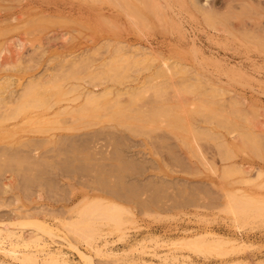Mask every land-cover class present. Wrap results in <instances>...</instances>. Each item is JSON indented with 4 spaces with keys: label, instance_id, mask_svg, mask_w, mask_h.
Segmentation results:
<instances>
[{
    "label": "rangeland",
    "instance_id": "obj_1",
    "mask_svg": "<svg viewBox=\"0 0 264 264\" xmlns=\"http://www.w3.org/2000/svg\"><path fill=\"white\" fill-rule=\"evenodd\" d=\"M131 1L0 0V52L7 51L0 62V229L9 226V233L0 234V242L6 250L16 247L22 259L29 256L25 263L14 261L0 248V264H264V212L250 218L230 212V197L235 194L248 198L250 204L264 201V62L252 66L245 61L257 54L259 45L264 47V38H255L256 44L253 38V44H248L256 51L244 53L250 37L264 35V15L260 19L264 1L173 0L175 11L166 9V14L151 0ZM250 5L260 12L253 13ZM172 18L179 30L169 23ZM243 19L252 25L243 26ZM210 23L225 25L228 33L211 32ZM19 40L22 46L16 45ZM121 64L127 66L126 74L118 70ZM230 68L241 71L235 82L224 75ZM27 90L40 98L44 95L47 108L23 111L21 97ZM108 90L113 95L105 99ZM88 92L99 93L89 107L85 105ZM153 102L162 109L156 106L153 112H161L160 116L153 115ZM114 103L120 104L116 106L123 117ZM177 103L181 104L175 107L180 125L163 114ZM135 112L140 121L135 120ZM8 153L18 158L22 154L21 159L28 156L37 166L30 169L20 158L6 160ZM41 160L45 165L41 168H48H40L47 171L41 175L42 182L37 179ZM91 203L124 209V226L115 229L108 223L85 222L82 213ZM18 222L45 224L53 236L32 227H11ZM73 226L90 228L93 238L78 239ZM216 239L220 242L214 243ZM194 241L203 243L193 245Z\"/></svg>",
    "mask_w": 264,
    "mask_h": 264
},
{
    "label": "bare ground",
    "instance_id": "obj_2",
    "mask_svg": "<svg viewBox=\"0 0 264 264\" xmlns=\"http://www.w3.org/2000/svg\"><path fill=\"white\" fill-rule=\"evenodd\" d=\"M84 1V0H83ZM87 1V0H86ZM104 1V0H103ZM109 1V0H108ZM112 1V0H111ZM152 1V3H153V5H159V10L161 11L162 9H163V12H164V10H168L169 12L171 11V12H174L175 11V5H174V3H173V0H151ZM176 1V0H175ZM249 1V0H248ZM257 1H259V0H257ZM262 1H264V0H262ZM60 2V1H59ZM114 2V1H113ZM124 2H125V0H124ZM123 2V3H124ZM131 2H134L133 0L131 1ZM177 2V1H176ZM231 2V1H230ZM250 2V1H249ZM254 2V1H253ZM260 2V1H259ZM92 3V2H91ZM93 3H94V0H93ZM122 3V4H123ZM255 3V2H254ZM261 3V2H260ZM260 3H256V4H254V6H259V8L261 7L260 5L262 4H260ZM264 3V2H263ZM141 4V3H140ZM146 4V3H145ZM144 4V5H145ZM179 4V3H178ZM199 4V3H198ZM250 4V3H249ZM111 5V4H110ZM125 5V4H124ZM128 5H131V4H128ZM132 5H134V4H132ZM87 6V5H86ZM136 6H137V4H136ZM160 6L162 7V9H160ZM179 6V5H178ZM196 6V5H195ZM199 6V5H198ZM252 5H250V7H251ZM254 6H252L253 7V10H251L252 12L254 11V10H256V11H259L260 12V9H257V8H254ZM115 7L117 8V6L115 5ZM131 7V6H130ZM135 7V6H134ZM234 7V6H233ZM252 7H251V9H252ZM262 7H264V4H263V6ZM261 7V8H262ZM6 8V7H5ZM13 8V7H12ZM133 8V7H132ZM142 8V7H141ZM155 8V7H154ZM198 8V7H197ZM228 8V7H227ZM1 9V8H0ZM93 9V8H92ZM134 9V8H133ZM132 9V10H133ZM140 9V8H139ZM204 9V8H203ZM122 10V9H121ZM120 10V11H121ZM124 10H126V9H124ZM138 10V9H137ZM158 10V9H157ZM158 10V11H159ZM177 10V9H176ZM181 10V9H180ZM200 10H202L201 8H200ZM250 10V9H249ZM263 10V9H262ZM262 10H261V13H260V19H261V17L264 15V12H262ZM41 11V10H40ZM127 11V10H126ZM143 11V10H142ZM155 11V10H154ZM199 11V10H198ZM204 11V10H203ZM214 11V10H213ZM255 11V13H257ZM264 11V10H263ZM117 13H118V11H116ZM122 12V11H121ZM139 12V11H138ZM144 12V11H143ZM206 12V11H205ZM209 12V11H208ZM127 13V12H126ZM131 13V12H130ZM150 13H151V11H150ZM156 13V12H155ZM165 13V12H164ZM167 13V12H166ZM165 13V14H166ZM180 13V12H179ZM209 13H211V11L209 12ZM254 13V12H253ZM119 14V13H118ZM133 14H135V13H133ZM162 14V13H161ZM213 14V13H212ZM258 15H259V13H257ZM45 15V14H44ZM120 15V14H119ZM207 15V14H206ZM218 15V14H217ZM231 15H233V14H231ZM239 15V14H238ZM257 15V17H259ZM123 16V15H122ZM127 16V15H126ZM131 16V15H130ZM169 16V15H168ZM185 16V15H184ZM188 16V15H187ZM209 16V15H208ZM208 16H207V18H208ZM252 16V15H251ZM128 17V16H127ZM132 17V16H131ZM140 17V16H139ZM170 17V16H169ZM179 17V16H178ZM204 17V16H203ZM210 17H213V16H210ZM218 17V16H217ZM135 18L137 19V17L135 16ZM143 18V17H142ZM207 18H204V19H207ZM244 18V17H243ZM247 18V17H246ZM255 18V20H256V17H254ZM13 19H15V18H13ZM173 19V18H172ZM172 19H170V24L171 23H173V24H171L172 26H173V28H177L178 30H179V23H177V21L175 22L174 21V19L172 20ZM190 19V18H189ZM249 19V18H248ZM247 19V20H248ZM253 19V18H252ZM252 19H250L249 21H252V22H254V20H252ZM257 19H259V18H257ZM139 20H140V18H139ZM209 20L211 21V23H212V19H210L209 18ZM213 20H215V19H213ZM222 20V19H221ZM232 20H233V18H232ZM236 20V19H235ZM247 20H245V19H243L242 21H241V24L244 26V25H249V23H248V21ZM5 21H7V20H5ZM14 21V20H13ZM183 21V20H182ZM223 21V20H222ZM230 21V20H229ZM247 21V22H246ZM125 22H127V21H125ZM148 22V21H147ZM179 22V21H178ZM214 22H216V21H214ZM225 22V21H224ZM236 22V21H235ZM101 23V22H100ZM209 24V25H211L212 26V24ZM217 23V22H216ZM240 23V22H239ZM128 24V23H127ZM137 24V23H136ZM152 24V23H151ZM162 24V23H161ZM226 24V23H225ZM229 24V23H228ZM102 25V24H101ZM117 25V24H116ZM125 25V24H124ZM164 25V24H163ZM167 25H168V22H167ZM207 25V24H206ZM218 25V24H217ZM221 25H223V24H221ZM252 24H250L249 26H251ZM153 26V25H152ZM210 26V28H212L211 30V32H216L218 35H221V34H227L228 32H227V29L228 28H226L225 27V25H223V27H221V28H219V27H216V26H212L211 27ZM248 26V27H249ZM262 26V25H261ZM130 27V26H129ZM180 27H181V25H180ZM185 27V26H184ZM233 27V26H232ZM256 27V26H255ZM165 28V27H164ZM172 28V29H173ZM175 28V29H176ZM238 28V27H237ZM247 28V27H246ZM135 29V28H134ZM256 29V28H255ZM262 29V28H261ZM264 29V28H263ZM148 30V29H147ZM168 30V29H167ZM171 30V29H170ZM174 30V29H173ZM181 30V29H180ZM176 31V30H175ZM174 31V32H175ZM233 31V30H232ZM173 32V33H174ZM262 32V31H261ZM177 33V32H176ZM248 34V33H247ZM246 34V35H247ZM261 34V33H260ZM263 34V33H262ZM135 35V34H134ZM140 35V34H139ZM170 35V34H169ZM235 35V34H234ZM244 35V34H243ZM253 35V34H252ZM251 35V36H252ZM257 35L258 36H252V37H250V38H252L250 41H246L245 42V40H244V42L245 43H249V42H251V41H253L255 38H264V35H259L258 33H257ZM141 36V35H140ZM194 36V35H193ZM217 36V35H216ZM229 36V35H228ZM232 36V35H231ZM239 36V35H238ZM249 36V35H248ZM180 37V36H179ZM195 37V36H194ZM234 37V36H233ZM244 37V36H243ZM121 38V37H120ZM217 38H220V36L218 37L217 36ZM249 38V39H250ZM254 38V39H253ZM234 39H237L236 37L234 38ZM243 39H245V38H243ZM243 39H242V41H243ZM122 40V39H121ZM225 40V39H224ZM228 40L229 39H227V41L225 40V42L227 43L228 42ZM257 39H255L254 40V43H255V41H256ZM193 41V40H192ZM241 41V42H242ZM258 41V40H257ZM260 41V40H259ZM264 41V40H263ZM145 42V41H144ZM224 42V44L226 45V43ZM235 42V41H234ZM238 42V41H237ZM237 42H235V43H237ZM262 42V41H261ZM10 43V42H9ZM23 42L21 41V40H19L18 42H17V44L16 45H18V46H22L23 44H22ZM168 43V42H167ZM230 43V42H229ZM234 43V44H235ZM218 44V43H217ZM220 44V43H219ZM223 44V45H224ZM238 44V43H237ZM251 44H253L252 42H251ZM251 44H248L249 46L247 47V51H245L244 53H246L247 52V54H249V52L248 51H250V52H255L256 50H254V46L252 47V45ZM256 44V43H255ZM254 44V45H255ZM259 44H261V43H259L258 42V44L257 45H259ZM262 44H264V43H262ZM123 45V44H122ZM222 45V44H221ZM236 45V44H235ZM234 45V46H235ZM239 45V44H238ZM237 45V46H238ZM240 45H242V43H240ZM239 45V47H241ZM246 45V44H245ZM250 45H251V47L253 48V50L252 49H250L251 47H250ZM256 45V46H257ZM10 46H12V45H10ZM124 46V45H123ZM178 46V45H177ZM260 47H262L261 49H260V47H258L257 48V50H258V52H257V54L255 53V56H249L248 58H245L244 60L246 61V62H249L252 66H255V65H257V62H261V63H263L264 62V47H263V45H259ZM122 47V46H121ZM125 47H126V45H125ZM179 47V46H178ZM244 47V46H243ZM12 48V47H11ZM173 48H174V46H173ZM171 49V48H170ZM176 49V48H175ZM192 49H194V50H197L196 52H198L199 54H201V52L202 51H200V50H198L197 48H195V47H192ZM231 49V48H230ZM241 49H244V48H241ZM241 49H238V48H236V51H238V50H241ZM4 50V49H3ZM117 50V49H116ZM174 50V49H173ZM173 50H172V52H173ZM191 50V49H190ZM252 50V51H251ZM124 51V50H123ZM122 51V52H123ZM133 51H135V50H133ZM176 51V50H175ZM192 51V50H191ZM200 51V52H199ZM6 50H4V51H1L0 52V62H1V65H2V60H3V55L4 54H6ZM115 52V51H114ZM148 52V51H147ZM160 52V51H159ZM194 53L193 54H196L195 53V51H193ZM239 52V51H238ZM144 53V52H143ZM153 53V52H152ZM212 53V52H211ZM229 53V52H228ZM93 54V53H92ZM117 54V53H116ZM160 54H162V53H160ZM176 54V53H175ZM174 54V55H175ZM178 54V53H177ZM189 54V53H188ZM198 54V56L200 57V55ZM246 54V55H247ZM251 55H252V53H250ZM120 55V54H119ZM159 55V54H158ZM166 55V54H165ZM171 55V54H170ZM173 55V56H174ZM203 55V54H202ZM253 55H254V53H253ZM111 56V55H110ZM118 56V55H117ZM136 56V55H135ZM140 56V55H139ZM172 56V57H173ZM179 56H180V54H179ZM183 56V55H182ZM193 56V55H192ZM191 56V57H192ZM195 57H197L196 55H194ZM212 56V55H211ZM236 56V55H235ZM114 57V56H113ZM129 57V56H128ZM143 57V56H142ZM146 57V56H145ZM148 57V56H147ZM171 57V56H170ZM202 57V56H201ZM126 58V57H125ZM144 58V57H143ZM167 58V57H166ZM203 58V57H202ZM204 58H205V55H204ZM203 58V59H204ZM240 58V57H239ZM85 59V58H84ZM137 59H138V57H137ZM136 59V60H137ZM141 59V58H140ZM139 59V60H140ZM145 59V58H144ZM143 59V60H144ZM151 59V58H150ZM153 59V58H152ZM151 59V60H152ZM158 59H159V57H158ZM161 59V58H160ZM173 59V58H172ZM174 59H176V58H174ZM189 59V58H188ZM195 59V58H194ZM198 59V57L196 58V61H198L197 60ZM200 59V58H199ZM205 59H207V57L205 58ZM204 59V60H205ZM120 60V59H119ZM124 60V59H123ZM135 60V61H136ZM143 60H141L142 62L141 63H143ZM155 60V58L151 61V62H153ZM170 60V59H169ZM180 60V59H179ZM204 60H200L201 62H198V63H202ZM208 60V59H207ZM207 60H205V61H207ZM242 61V62H245V61ZM83 61V60H82ZM112 61V60H111ZM134 61V62H135ZM145 62H146V59L144 60ZM175 61V60H174ZM190 61V60H189ZM210 61H212V59L210 60ZM225 61V60H224ZM90 62V61H89ZM119 62V61H118ZM130 62V61H129ZM140 62V61H139ZM155 62V61H154ZM218 62V61H217ZM216 62V65L218 64ZM241 62V63H242ZM92 63V62H91ZM107 63V62H106ZM113 63H115V62H113ZM122 63V62H121ZM125 63V62H124ZM131 63V62H130ZM137 64H138V62H136ZM135 63V64H136ZM141 63H139V64H141ZM148 63V62H147ZM184 63V62H183ZM196 63V62H195ZM212 63H214L215 64V60H214V62H212ZM110 64H111V62H110ZM132 64V63H131ZM139 64H138V66H139ZM144 64V63H143ZM188 64V63H187ZM191 64V63H190ZM204 64V66H205V64H206V62H204L203 63ZM0 65V66H1ZM116 65V67H117V64H115ZM122 65V64H121ZM126 65H127V63H126ZM142 65V64H141ZM150 65V64H149ZM184 65V64H183ZM201 65V64H200ZM215 65V66H216ZM219 65V64H218ZM221 65H222V63H221ZM225 65V64H224ZM242 66H243V64H241ZM240 65V66H241ZM111 66V65H110ZM150 66H152V65H150ZM164 66H166V67H168V64H167V62H165L164 63ZM170 66V65H169ZM203 66V67H204ZM239 66V67H240ZM104 67V66H103ZM102 67V68H103ZM113 67V66H112ZM118 67H119V65H118ZM145 67H147V66H145ZM184 67V66H183ZM196 67V66H195ZM194 67V68H195ZM208 67V66H207ZM223 67V66H222ZM238 67V66H237ZM244 67V66H243ZM242 67V68H243ZM251 67V66H250ZM80 68V67H79ZM85 68H87V67H85ZM114 68V67H113ZM134 68V67H133ZM170 68V67H169ZM168 68V69H169ZM172 68H174V67H172ZM217 68V67H216ZM263 68V67H262ZM104 69V68H103ZM121 69H123L124 71H123V73H125L126 72V69H127V66H124V65H122L121 66V68L119 69L118 68V70H121ZM136 69V68H135ZM147 69V68H146ZM162 69V68H161ZM161 69L159 70V71H161ZM218 69V68H217ZM231 69V68H230ZM240 69H241V67H240ZM86 70V69H85ZM132 70V69H131ZM140 70V69H139ZM148 70H150V69H148ZM204 70H206V69H204ZM207 70H208V68H207ZM227 70V69H226ZM225 70V71H226ZM243 70V69H242ZM133 71H135V70H133ZM163 71H164V68H163ZM177 71V70H176ZM182 71H183V69H182ZM219 71V70H218ZM237 71H239V72H241L240 70H237V69H231V70H227L226 72L227 73H224V75L228 78V79H230V80H235L236 79V77L239 75V76H241L240 75V73H237ZM253 71V70H252ZM156 72V71H155ZM170 72V71H169ZM188 72V71H187ZM220 72V71H219ZM74 73H76L75 72V69H74ZM134 73H136V72H134ZM140 73V72H139ZM159 73H161V72H159ZM165 73V72H164ZM171 73V72H170ZM180 73H182V72H180ZM184 73V72H183ZM196 73V72H195ZM203 73V72H202ZM201 73V75H203V77H205L206 75H204V74H202ZM222 73V72H221ZM126 74V73H125ZM163 74V73H162ZM197 74V73H196ZM195 74V75H196ZM200 74V73H199ZM208 74V73H207ZM121 76H122V73L120 74ZM156 75H158V76H160L161 74H157V72H156ZM173 75V74H172ZM183 75H185V74H183ZM218 75V74H217ZM220 75V74H219ZM260 75V74H259ZM74 76V75H73ZM76 76V75H75ZM91 76V75H90ZM96 76V75H95ZM154 76V75H153ZM166 76H167V74H166ZM174 76H177V75H174ZM198 77H199V75H197ZM209 76V75H208ZM212 76V75H211ZM222 76V75H221ZM123 77H124V75H123ZM110 78V77H109ZM120 78V77H119ZM135 78V77H134ZM148 78V77H147ZM156 78H158V77H156ZM213 78V77H212ZM218 78V77H217ZM238 78V77H237ZM245 78V77H244ZM154 79V78H153ZM190 79V78H189ZM200 79V78H199ZM207 79V78H206ZM214 79V78H213ZM49 80V79H48ZM66 80V79H65ZM135 80V79H134ZM208 80V79H207ZM217 80V79H216ZM219 80V79H218ZM47 81V80H46ZM107 81V80H106ZM115 81V80H114ZM186 81V80H185ZM192 81V80H191ZM232 81V82H233ZM240 81V80H239ZM45 81H43L42 83H44ZM53 82V81H52ZM59 82V81H58ZM135 82V81H134ZM197 82V81H196ZM209 82V81H208ZM227 82V81H226ZM231 82V81H230ZM235 82V81H234ZM233 82V83H234ZM48 83V82H47ZM122 83V82H121ZM124 83V82H123ZM229 83V82H228ZM239 83V82H238ZM91 84H93V83H91ZM162 84V83H161ZM190 84V83H189ZM223 83H221V85H222ZM231 84V83H230ZM229 84V85H230ZM245 84H247V83H245ZM89 85V84H88ZM177 85V84H176ZM196 85V84H195ZM200 85H202V84H200ZM204 85V84H203ZM208 85V84H207ZM48 86V85H47ZM156 86V85H155ZM163 86V85H162ZM190 86V85H189ZM199 86V85H198ZM197 86V87H198ZM206 86V85H205ZM215 86H216V84H215ZM225 86H226V84H225ZM236 86V85H235ZM245 86V85H244ZM248 86V85H247ZM30 87V86H29ZM141 87V86H140ZM161 87V86H160ZM159 87V88H160ZM166 87V86H165ZM196 87V88H197ZM208 87V86H207ZM211 87H214V86H211ZM221 87V86H220ZM223 87V86H222ZM241 87H243V86H241ZM28 88V87H27ZM109 88V87H108ZM152 88H154V87H152ZM156 88H157V86H156ZM155 88V89H156ZM161 88H164V87H161ZM169 88V87H168ZM180 88V87H179ZM195 88V89H196ZM205 88V87H204ZM215 88H217V87H215ZM232 88V87H231ZM244 88V87H243ZM112 89V88H111ZM146 89V88H145ZM154 89V91H157V90H155ZM158 89V88H157ZM172 89V88H171ZM175 89V88H174ZM192 89V88H191ZM58 90V89H57ZM139 90V89H138ZM142 90V89H141ZM165 90V89H164ZM167 90V89H166ZM165 90V91H166ZM227 90H228V86H227ZM232 90V89H231ZM236 90V89H235ZM28 91V90H27ZM33 91V90H32ZM74 91V90H73ZM125 91V90H124ZM160 92L162 91L161 89L159 90ZM158 91V92H159ZM179 91H181L180 89H179ZM29 93L28 94H26L25 93V96H23V97H21V99H22V104H24V108H23V111H25V110H27V109H29V108H34V109H37L36 107H46V106H48L47 105V102L49 101H45L46 99H44V97H42V96H44V95H42L41 96V98L39 97V95L37 96L36 95V93H32V92H30V91H28ZM35 92V91H34ZM46 92V91H45ZM127 92V91H126ZM136 92V91H135ZM147 92H148V89H147ZM158 92L156 93V94H158ZM163 92V91H162ZM189 92V91H188ZM54 93V92H53ZM58 93H60V92H58ZM83 93V92H82ZM112 92H110L109 90H108V92L106 93L105 92V94H104V92L101 94V95H103L104 94V96L103 97H105V99L108 97V96H110L111 97V94ZM122 94H123V92H121ZM181 93V92H180ZM202 93V92H201ZM234 93V92H233ZM239 93V92H238ZM117 94V93H116ZM122 94H121V96H122ZM125 94V93H124ZM123 94V95H124ZM132 94V93H131ZM163 94V93H162ZM168 94V93H167ZM171 94V93H170ZM192 94H194V93H192ZM46 95V94H45ZM52 95V94H51ZM112 95H113V93H112ZM126 95V94H125ZM137 95H139V94H137ZM137 95H132L131 97H136ZM160 95H161V93H160ZM208 95V94H207ZM215 94H213V96H214ZM226 95V94H225ZM240 95V94H239ZM117 96H118V94H117ZM163 96V95H162ZM166 96V95H165ZM246 96V95H245ZM60 97V96H59ZM83 97V96H82ZM87 104H85V105H90V103L91 102H94L95 103V100L97 101L98 99L97 98H99V93H95V92H88L87 93ZM119 97H120V95H119ZM139 97V96H138ZM137 97V98H138ZM156 98L157 97H159V95L158 96H155ZM164 97V96H163ZM170 97V96H169ZM43 98V99H42ZM48 98V97H47ZM109 98V97H108ZM152 98V97H151ZM203 98V97H202ZM205 98V97H204ZM203 98V99H204ZM243 98V97H242ZM84 99V98H83ZM103 98L101 97V100H102ZM120 99V98H119ZM175 99H176V97H175ZM190 99V98H189ZM207 99V98H206ZM239 99V98H238ZM72 100V99H71ZM101 100H99V101H101ZM126 100V99H125ZM134 100V99H133ZM157 100V99H156ZM155 100V101H156ZM160 99H158L157 101H159ZM178 100H180V99H178ZM185 100V99H184ZM201 100V99H200ZM236 100V99H235ZM51 101V100H50ZM69 101V100H68ZM77 101V100H76ZM109 101V100H108ZM116 101H118V100H116ZM153 101V100H152ZM161 101H163L162 99H161ZM165 101V100H164ZM167 101V100H166ZM188 101V100H187ZM195 101V100H194ZM193 101V102H194ZM203 101V100H202ZM246 101V100H245ZM75 102V101H74ZM142 102V101H141ZM160 102V101H159ZM179 102V101H178ZM190 102V101H189ZM204 102V101H203ZM216 102V101H215ZM239 102V101H238ZM247 102V101H246ZM2 103V102H1ZM83 103V102H82ZM97 103V102H96ZM99 103H101V102H98L97 104H99ZM118 103V102H117ZM125 103V102H124ZM140 103V102H139ZM163 103V102H162ZM169 103V102H168ZM172 103V102H171ZM175 103V102H174ZM205 103V102H204ZM214 103V102H213ZM56 104V103H55ZM107 104V103H106ZM109 104V103H108ZM107 104V105H108ZM126 104H127V102H126ZM143 104H144V102H143ZM150 104V103H149ZM148 104V105H149ZM152 104V103H151ZM153 104H154V102H153ZM152 104V105H153ZM156 104H158V102L157 103H155L154 105L155 106H152V109H153V111L151 110V108L149 109V111H152V113L154 112V110L156 109ZM161 104V103H160ZM189 104H191V103H188V105ZM198 104V103H197ZM196 104V105H197ZM215 104V103H214ZM213 104V105H214ZM59 105V104H58ZM84 105V104H83ZM84 105V106H85ZM92 106L94 105L93 103L91 104ZM103 105H105V104H103ZM114 105H115V108L114 109H116L117 108V106L116 105H118V104H115L114 103ZM120 105V104H119ZM118 105V106H119ZM122 105H124V104H122ZM122 105H121V107H122ZM128 105V104H127ZM129 105H130V103H129ZM133 105H135V104H133ZM132 105V106H133ZM140 105V104H139ZM145 105V104H144ZM163 105H166V102L165 103H163ZM181 104L180 103H177V106H172V107H170V109L168 110L167 109V111H164V115L167 117V118H169L168 120H169V122L171 121L172 123L174 122V123H178L179 122V119H181V118H179V115H177L178 114V112L176 111V108L175 107H178V106H180ZM54 106V105H53ZM86 106V107H87ZM96 106H99V105H96ZM102 106V105H101ZM100 106V108H102ZM125 106V105H124ZM131 106V105H130ZM131 106V107H132ZM138 106V105H137ZM167 106H169V104L167 105ZM231 106V105H230ZM89 107V106H88ZM95 107V106H94ZM93 107V108H94ZM114 107V106H113ZM120 107V108H121ZM139 108H140V106H138ZM143 107V106H142ZM150 107V106H149ZM148 107V108H149ZM153 107H155V108H153ZM158 107V109L160 110L161 108H159V105L157 106ZM162 107V106H161ZM175 108V110H174V108ZM184 107V106H183ZM188 107V106H187ZM202 107V106H201ZM232 107V106H231ZM47 108V107H46ZM70 108V107H69ZM108 108V107H107ZM163 108H164V106H163ZM169 108V107H168ZM182 108V107H181ZM196 108V110H197V108H198V106L197 107H195ZM204 108V107H203ZM207 108V107H206ZM211 108V107H210ZM49 109V108H48ZM47 109V110H48ZM64 109H66V110H68L67 108H64ZM80 109V108H79ZM85 109V108H84ZM86 109H88V108H86ZM85 109V110H86ZM92 109V108H91ZM119 108H117L116 110H118ZM132 109V108H131ZM179 109H180V107H179ZM240 109V108H239ZM250 109V108H249ZM72 110H74V109H72ZM81 110H83V109H81ZM89 110H90V108H89ZM88 110V111H89ZM103 110V109H102ZM106 110V109H105ZM127 110V109H126ZM134 110V109H133ZM163 110H165V109H163ZM189 110V109H188ZM187 110V111H188ZM191 110V109H190ZM196 110H194V111H196ZM199 110V109H198ZM197 110V111H198ZM211 110V109H210ZM237 110V109H236ZM49 111V110H48ZM80 111V110H79ZM78 111V112H79ZM84 111V110H83ZM91 111V110H90ZM120 111V112H119ZM128 111V110H127ZM194 111L192 112L193 114H194ZM203 111V110H202ZM238 111V110H237ZM245 111V110H244ZM77 112V113H78ZM82 112V111H81ZM100 112V111H99ZM115 112V111H114ZM118 112H119V114H121L122 115V117H123V114L121 113V110L119 109L118 110ZM123 112H124V109H123ZM137 112V111H136ZM136 112H135V116H136ZM143 112H146V113H148V111H143ZM158 112V113H157ZM161 112H162V109H161ZM161 112H159V111H156L155 113H153V115L154 116H160L161 114H159V113H161ZM204 112V111H203ZM236 112V111H235ZM252 112V111H251ZM257 112V111H256ZM66 113V112H65ZM76 113V114H77ZM95 113H97V111L95 112ZM133 113V112H132ZM140 112H138L137 114H139ZM152 113H151V115H152ZM157 113V114H156ZM190 114H191V112H189ZM241 113H243V112H241ZM62 114V113H61ZM81 114V113H80ZM79 114V115H80ZM85 114V113H84ZM87 114V113H86ZM86 114H85V116H86ZM94 114V113H93ZM114 114V113H113ZM124 114H126L125 112H124ZM131 114V113H130ZM129 114V115H130ZM141 114V113H140ZM187 114V113H186ZM190 114H188L189 116H190ZM197 114H198V112H197ZM205 114V113H204ZM217 114V113H216ZM246 114V113H245ZM258 114V113H257ZM87 115H89V114H87ZM92 115V114H91ZM91 115H89V117H91ZM128 115V116H129ZM143 115V114H142ZM148 115V114H147ZM150 115V114H149ZM252 115V114H251ZM16 116V115H15ZM82 116H84V115H82ZM84 116V117H85ZM120 116V115H119ZM117 117V118H120V117ZM125 116V115H124ZM126 116H127V114H126ZM134 115H132L131 117H133ZM140 116V115H139ZM138 116V117H139ZM153 116V117H154ZM156 116V117H157ZM163 116V115H162ZM164 116V117H165ZM209 116V115H208ZM78 117V116H77ZM113 117H115L114 115H113ZM137 116H136V119L135 120H137L138 119V121H140L141 120V117L140 118H138ZM185 117V116H184ZM199 117V116H198ZM252 117H253V115H252ZM82 118V117H81ZM80 118V119H81ZM116 118V119H117ZM126 118H128V117H126ZM126 118H124V119H126ZM144 118H146V117H144ZM144 118H142L143 120H145ZM167 118H165V119H167ZM188 118H191V116L190 117H188ZM247 118H249V117H247ZM260 118V117H259ZM82 119H84V118H82ZM123 119V118H122ZM140 119V120H139ZM151 118H149L148 120H150ZM154 119V118H153ZM157 119V118H156ZM193 119V118H192ZM201 119V118H200ZM76 120H78V119H76ZM119 120V119H118ZM142 120V121H143ZM155 120V119H154ZM153 120V121H154ZM158 120V119H157ZM167 120V121H168ZM194 120V119H193ZM203 120V119H202ZM0 121H1V119H0ZM120 121V120H119ZM129 121H131V120H128V122ZM151 121V120H150ZM182 121V120H181ZM212 121H213V119H212ZM227 121V120H226ZM230 121V120H229ZM242 121V120H241ZM261 121V120H260ZM121 122V121H120ZM127 122V123H128ZM133 122H135V121H133ZM133 122L131 123L132 125H133ZM145 122V121H144ZM170 122V123H171ZM198 122H199V120H198ZM210 122V121H209ZM218 122V121H217ZM221 122V121H220ZM220 122H219V124H220ZM231 122V121H230ZM250 122V121H249ZM256 122V121H255ZM76 123V122H75ZM119 123V122H118ZM153 123V122H152ZM155 123V122H154ZM153 123V124H154ZM224 123V122H223ZM253 123H254V121H253ZM252 123V124H253ZM256 123H258V121L256 122ZM79 124V123H78ZM123 125H124V123H122ZM136 124H137V121H136ZM140 124V123H139ZM143 124V123H142ZM145 124V123H144ZM143 124V125H144ZM152 124V125H153ZM164 124V123H163ZM208 124V123H207ZM218 124V123H217ZM218 124V125H219ZM247 124V123H246ZM251 124V123H250ZM260 124V123H259ZM85 125V124H84ZM90 125V124H89ZM148 125V124H147ZM158 125H159V123H158ZM157 125V126H158ZM171 125V124H170ZM169 125V126H170ZM173 125V124H172ZM171 125V126H172ZM179 125H180V122H179ZM242 125V124H241ZM249 125V124H248ZM125 127H126V124L124 125ZM131 126V125H130ZM156 126V127H157ZM175 126V125H174ZM178 126V125H177ZM220 126V125H219ZM224 126V125H223ZM261 126V125H260ZM74 127V126H73ZM72 127V128H73ZM137 127V126H136ZM155 127V128H156ZM176 127V126H175ZM179 127V126H178ZM128 128V127H127ZM130 128V127H129ZM141 128V127H140ZM139 128V129H140ZM144 128V127H143ZM147 128V127H146ZM201 128V127H200ZM204 128V127H203ZM233 128V127H232ZM77 129V128H76ZM131 129V128H130ZM129 129V130H130ZM136 129V128H135ZM138 129V131H140ZM151 129V128H150ZM207 129V128H206ZM241 129V128H240ZM244 129V128H243ZM128 130V131H129ZM137 130V129H136ZM135 130V131H136ZM142 131H143V129H141ZM152 130V129H151ZM199 130V129H198ZM132 131H134V130H132ZM138 131H136V133L138 132ZM146 131V130H145ZM203 131V130H202ZM152 132V131H151ZM206 132V131H205ZM243 132V131H242ZM242 132H240V133H242ZM245 132V131H244ZM246 132H248V131H246ZM245 132V133H246ZM254 132V131H253ZM262 132V131H261ZM139 133V132H138ZM148 133V132H147ZM154 133V132H153ZM204 133V132H203ZM239 133V134H240ZM248 133H250V131L248 132ZM135 134V133H134ZM140 134V133H139ZM142 134V133H141ZM196 134V133H195ZM202 134V133H201ZM244 134V133H243ZM254 134V133H253ZM114 135V134H113ZM146 136H148L147 134H145ZM149 135H151V134H149ZM155 135V134H154ZM199 135V134H198ZM203 135V134H202ZM214 135V134H213ZM245 135V134H244ZM248 135V134H247ZM245 136V138H244V136H243V138L245 139V140H248V142H250L251 141V137H249L248 138V136ZM251 135V134H250ZM262 136L264 135V134H261ZM221 136V135H220ZM219 136V137H220ZM241 136V135H240ZM116 137V136H115ZM154 137V136H153ZM152 137V139H154ZM194 137H196V136H194ZM200 137V136H199ZM223 137V136H222ZM236 137V136H235ZM234 137V139H236ZM147 138V137H146ZM149 138V137H148ZM212 138H214V137H212ZM216 138V137H215ZM150 139H151V137H150ZM160 139V138H159ZM198 139V138H197ZM200 139H203V138H200ZM241 139V138H240ZM253 139H255V138H253ZM123 140V139H122ZM155 140V139H154ZM250 140V141H249ZM256 140V139H255ZM33 141V140H32ZM45 141V140H44ZM161 141V140H160ZM184 141V140H183ZM196 141V140H195ZM263 141V140H262ZM36 142H37V140H36ZM43 142V141H42ZM116 142H120V141H116ZM158 142V141H157ZM252 142H255V141H253L252 140ZM260 142V141H259ZM258 142V143H259ZM154 143V142H153ZM152 143V144H153ZM156 143V142H155ZM188 143V142H187ZM197 143H199V142H197ZM218 143V142H217ZM30 145H32L31 143H29ZM33 144H35V143H33ZM37 144V143H36ZM54 144V143H53ZM159 144V143H158ZM184 144V143H183ZM222 144V143H221ZM255 144V143H254ZM40 144H38V146H39ZM138 145V144H137ZM143 145V144H142ZM188 145H189V143H188ZM201 145V144H200ZM227 145V144H226ZM263 145V144H262ZM23 146H24V144H23ZM28 146V145H27ZM34 146H36V145H34ZM122 146V145H121ZM141 146V145H140ZM186 146V145H185ZM252 146V145H251ZM255 146V145H254ZM259 146V145H258ZM25 147V146H24ZM33 146H31V148H32ZM39 147H41V145L39 146ZM39 147H38V149H39ZM190 147V146H189ZM201 147V146H200ZM221 147V146H220ZM253 147V146H252ZM264 147V146H263ZM21 148V147H20ZM19 148V149H20ZM26 148V147H25ZM24 148V149H25ZM28 148L29 147H27V151H28ZM254 148V147H253ZM33 149V148H32ZM35 149H36V147H35ZM37 149V150H38ZM187 149V148H186ZM201 149V148H200ZM218 149V148H217ZM226 149V148H225ZM3 150H4V148H3ZM18 150V149H17ZM21 150V152H23L22 151V149H20ZM76 150V149H75ZM155 150V149H154ZM157 150V149H156ZM9 151H11V150H9ZM9 151H7V152H9ZM34 151H36V150H34ZM6 152V151H5ZM4 152V153H5ZM6 152V153H7ZM16 152V151H15ZM20 152V153H21ZM65 152V151H64ZM255 152H257V151H255ZM19 153V152H18ZM24 153V152H23ZM70 153V152H69ZM11 154H15V153H12L11 152ZM10 154V155H11ZM28 154V153H27ZM27 154H25L23 157H26L27 156ZM30 154H31V152H30ZM60 154V153H59ZM65 154H66V152H65ZM227 154V153H226ZM4 155V154H3ZM6 156H8V158H6V160L7 159H10V161L12 162V161H15L17 158H18V156H17V154L16 155H14V156H17L16 158H14V156L13 155H11V156H9V153H8V155H6ZM29 156H31V155H29ZM61 157H62V155H60ZM66 156V155H65ZM230 156V155H229ZM235 156V155H234ZM10 157V158H9ZM21 157H22V154H21V156L19 155V158L21 159ZM78 157H80V156H77L76 158H78ZM118 157V156H117ZM174 157V156H173ZM18 158V159H19ZM33 158H35V157H33ZM59 158V157H58ZM63 158V157H62ZM66 158V157H65ZM83 158V157H82ZM119 158V157H118ZM230 158V157H229ZM32 158H30V157H28L27 156V158H23V159H21L20 161L22 162V160H23V162H24V164L23 165H25V166H27V167H30V169L33 167H35V166H37L36 165V162H32V160H31ZM175 159H176V157H175ZM39 160V159H38ZM72 160H73V158H72ZM72 160H70V161H72ZM77 160V159H76ZM78 160H80V159H78ZM77 160V161H78ZM118 160V159H117ZM230 160V159H229ZM8 162V163H11V162ZM19 161V160H18ZM17 161V162H18ZM19 161V162H20ZM33 161H37V160H33ZM59 161V160H58ZM63 161V160H62ZM81 161V160H80ZM223 161V160H222ZM227 161V160H226ZM6 163V161H3L2 163ZM40 162H41V164H40ZM40 162H37V164L39 163V165H38V167L40 166V165H43V162H42V160L40 161ZM66 162H69V161H66ZM82 162V161H81ZM50 163H54V162H50ZM79 163V162H78ZM72 164V163H71ZM70 164V165H71ZM74 164V163H73ZM4 165V164H3ZM1 166V167H4V166ZM7 165L8 164H6L5 166L7 167ZM78 165V164H77ZM20 166H22V163H21V165ZM43 166H45V165H43ZM43 166H42V168H43ZM57 166V165H56ZM122 166H124V165H122ZM26 167V168H27ZM38 167H36V168H38ZM47 167V166H46ZM49 167V166H48ZM55 167V166H54ZM261 167V166H260ZM41 168V166L39 167V171H38V174L39 175H37V177L39 176V178H37V179H39L40 181L42 180V174L43 173H46L47 171H43V170H41L40 169ZM252 168V167H251ZM7 169V168H6ZM44 169V168H43ZM48 168H46V169H44V170H47ZM50 169V168H49ZM72 169V168H71ZM75 169H76V167H75ZM78 170H79V168H77ZM27 170V169H26ZM33 170V169H32ZM35 170V169H34ZM51 170V169H50ZM73 171H74V169H72ZM238 170H240V168L238 169ZM10 171V170H9ZM14 171V170H13ZM259 171V170H258ZM0 172H2V171H0ZM37 172V171H36ZM68 172V171H67ZM247 172V171H246ZM262 172V171H261ZM5 173H6V171H5ZM72 173H74V172H72ZM264 173V172H263ZM262 173V174H263ZM1 174V173H0ZM2 175V174H1ZM4 177V176H3ZM12 178V177H11ZM41 178V179H40ZM35 180V179H34ZM33 180V182L35 183V181ZM33 182H31L32 183V185H34V183ZM38 182V181H37ZM37 182H36V184H37ZM42 182V181H41ZM39 184H40V182H38ZM262 183V182H261ZM262 184H264V183H262ZM7 185V184H6ZM261 186V185H260ZM6 187H8V185L6 186ZM263 188V187H262ZM257 189V188H256ZM136 191V190H135ZM134 193H136V192H134ZM251 194V193H250ZM236 195V194H235ZM233 196L232 195V197H230V199H231V202H230V212L231 213H234V214H238V213H242L243 215H244V217L246 216V215H248L249 216V218L250 217H252L253 215H255L257 212H261V211H263L264 212V201L263 202H261V201H258L259 203H257L256 202V200H255V202H256V204H250V201L251 200H249L248 198H246V197H243V198H241V196H239V197H236V196ZM245 195V193L242 195V196H244ZM136 196V195H135ZM132 198H134V197H132ZM250 198V197H249ZM252 198V197H251ZM146 206H147V204H145ZM124 215H125V211H124V209H122V208H120L119 206H116V205H104V204H101V203H91L90 205H88V207H87V210L86 211H84L83 213H82V216H83V219H84V221L85 222H92V223H97V222H100V223H103V224H106V223H108V225H113L114 227H115V229H119L120 227H122V226H124V223L126 222V219H125V217H124ZM262 217H264V215H262ZM128 222V221H127ZM6 227H7V230L6 231H4V230H1L0 229V234H7V233H9V230H8V228H9V226L8 225H6ZM11 227H13L14 229H16V230H24L25 228H29V227H32V228H34L35 230H36V232H38L39 234H46V235H49V236H53V232H52V230L49 228V227H47L45 224H41V223H34V222H18V223H15V224H12L11 225ZM72 231L74 232V234H75V236L79 239V238H82V239H85V240H87V239H91V238H93V231L90 229V228H88L87 230H83L81 227H79V226H73V228H72ZM10 233H12V232H10ZM217 242H220V239H216V240H214V243H217ZM192 243H194L193 245H198V244H201V243H203L202 241H194V242H192ZM1 245H2V243L0 242V248L6 253V255L7 256H9L10 258H12L14 261H22V262H26V257H29V256H26V257H24L23 259L22 258H20V256H19V251H18V249L16 248V247H12V249H10V250H6V249H3L2 247H1ZM196 247V246H195ZM44 254V256L45 257H51L50 255L51 254H49V253H43ZM25 255V254H24ZM27 255H29V254H27ZM32 257H34V256H32ZM44 257V258H45ZM46 259V258H45ZM90 261H91V259H89Z\"/></svg>",
    "mask_w": 264,
    "mask_h": 264
}]
</instances>
